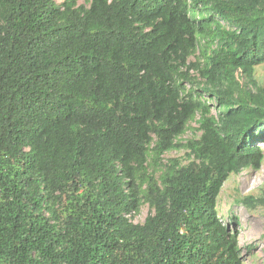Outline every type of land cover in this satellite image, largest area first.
<instances>
[{
  "label": "trees",
  "instance_id": "1",
  "mask_svg": "<svg viewBox=\"0 0 264 264\" xmlns=\"http://www.w3.org/2000/svg\"><path fill=\"white\" fill-rule=\"evenodd\" d=\"M262 64L264 0H0V264H244Z\"/></svg>",
  "mask_w": 264,
  "mask_h": 264
},
{
  "label": "rangeland",
  "instance_id": "2",
  "mask_svg": "<svg viewBox=\"0 0 264 264\" xmlns=\"http://www.w3.org/2000/svg\"><path fill=\"white\" fill-rule=\"evenodd\" d=\"M64 0H56L62 4ZM79 5L89 6L90 0H77ZM256 77L264 85V64L256 69ZM190 127L197 129L198 124L192 122ZM201 133L188 131L185 137H198ZM264 135V131H263ZM264 152V136L260 143ZM185 151L166 153L164 159L179 158ZM248 196L264 198V161L259 171L245 170L231 177L224 185L219 198L220 217L230 228L239 231V241L244 249V264H264V204L249 210L244 204L238 203ZM150 214L148 205H143L139 214L131 217L134 223L144 224ZM237 220L235 223L234 220Z\"/></svg>",
  "mask_w": 264,
  "mask_h": 264
}]
</instances>
